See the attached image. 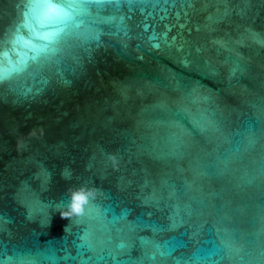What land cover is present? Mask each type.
Returning a JSON list of instances; mask_svg holds the SVG:
<instances>
[{
	"label": "water",
	"instance_id": "1",
	"mask_svg": "<svg viewBox=\"0 0 264 264\" xmlns=\"http://www.w3.org/2000/svg\"><path fill=\"white\" fill-rule=\"evenodd\" d=\"M74 2L0 0V261L264 264V0Z\"/></svg>",
	"mask_w": 264,
	"mask_h": 264
},
{
	"label": "snow or ice",
	"instance_id": "2",
	"mask_svg": "<svg viewBox=\"0 0 264 264\" xmlns=\"http://www.w3.org/2000/svg\"><path fill=\"white\" fill-rule=\"evenodd\" d=\"M97 2H99V0H97ZM77 6L78 5L75 4L74 0H21V3L18 5V9L20 10V16L24 21L23 26H28V21L30 19H36L41 27H44L45 25L54 24L56 22L66 23L67 19L70 18V13L65 11V9H73ZM24 9H27V11H24ZM16 31L19 32V28H16ZM60 31L63 30L58 29L55 32H45L43 34H39V38L41 40L47 41L48 43L37 49V52H44L49 48L50 45L52 46L51 50L53 52L58 51L57 45L61 44L65 49L71 48L72 44L68 40H63L59 36ZM9 35V29L0 30V46L7 47L6 38ZM17 39H22V37L17 36ZM258 42L264 44V39H261ZM4 55L6 56L7 52H5ZM45 59L47 60L48 58ZM196 123L197 127H199L201 131H207L213 127L211 124L205 125L200 122ZM75 199L77 203L73 204L72 206L76 209V211H79V201L81 200V197L77 196ZM0 230H2V222H0ZM46 259L55 260L56 257L53 255L46 257ZM60 259L68 260L74 259V257L69 254L61 257ZM0 264H3V262L0 261Z\"/></svg>",
	"mask_w": 264,
	"mask_h": 264
},
{
	"label": "clouds",
	"instance_id": "3",
	"mask_svg": "<svg viewBox=\"0 0 264 264\" xmlns=\"http://www.w3.org/2000/svg\"><path fill=\"white\" fill-rule=\"evenodd\" d=\"M68 215H70L71 213H67Z\"/></svg>",
	"mask_w": 264,
	"mask_h": 264
}]
</instances>
